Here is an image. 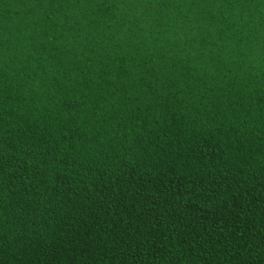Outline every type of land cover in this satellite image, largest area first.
<instances>
[{
    "label": "trees",
    "instance_id": "trees-1",
    "mask_svg": "<svg viewBox=\"0 0 264 264\" xmlns=\"http://www.w3.org/2000/svg\"><path fill=\"white\" fill-rule=\"evenodd\" d=\"M0 264H264V0H0Z\"/></svg>",
    "mask_w": 264,
    "mask_h": 264
}]
</instances>
